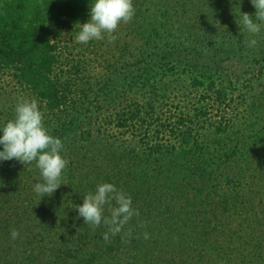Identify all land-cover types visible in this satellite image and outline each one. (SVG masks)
<instances>
[{
  "label": "rangeland",
  "instance_id": "rangeland-1",
  "mask_svg": "<svg viewBox=\"0 0 264 264\" xmlns=\"http://www.w3.org/2000/svg\"><path fill=\"white\" fill-rule=\"evenodd\" d=\"M133 6V19L120 24L112 34L116 37L114 41H110L105 33L104 39L81 44L76 42V35L65 34L57 75L64 84L73 83L78 87V91H74L76 104H72L66 113L51 115L44 109V104L16 79L7 74L0 76V126L13 118L15 105L20 98L36 99L44 114L45 127L51 135L62 140L64 148L61 155L68 161L62 173V184L51 196L43 197L33 190L35 184L42 182L35 162L23 164L27 173L24 172L18 178L32 186V190L30 195V192H25V196L17 201L18 207L13 214L5 212L11 211V208L0 206V228H7L0 233V264L29 263L24 243L34 236L39 238L34 240L32 247L47 249L46 254L49 256L52 251L50 248L54 246L51 239L63 230L68 232L69 221L78 212L75 206L82 204L83 195L94 192L98 183H112L130 197L129 193H135L139 181L135 182L136 176L128 173L132 163L126 159L127 151L130 150L131 154L133 149H137L142 154L145 147L140 145L134 135L123 133L117 127L116 116L131 103L144 105L145 110L152 113L151 105L148 104L151 103L155 116L162 115L163 118L178 115L180 110L193 113L194 105L199 101L196 97L202 90L194 88V77L187 72L190 69L185 66L187 63L179 62L180 59L186 60V57L192 58L193 64L198 63L202 69L205 68L208 74H213L218 85L226 88L237 101L234 104L237 111L229 109L222 113L217 106L211 105V113L206 117L208 123L205 128L198 129L200 134H196L205 140L209 145L207 150L211 151L206 155L209 158L206 166L211 170L217 169V164L227 168L224 181L219 174H215L219 179L213 181L212 185L222 180L219 181L220 187L209 184L207 190L210 189L214 195L218 192L221 197L241 180L238 186L248 183L247 198L263 204L260 227L264 228V139H250L242 128L245 121L249 124L256 121L247 110L255 95L251 90L256 89L255 93L258 94L264 89L262 76L258 77L259 70L264 67V60L261 63L255 61L264 59V22L256 21L262 25L260 34L255 37L258 41L256 47L247 46L251 34L242 24L239 26L236 23L241 18L240 12L249 13L255 20L254 5L251 0H133ZM223 27L241 29L245 34L236 39L234 44L222 45L223 49H220V45L209 46L206 33H218V28L220 31ZM169 52L174 53L170 55ZM251 79L254 83H250ZM205 82L208 84L209 80ZM85 97L93 103L84 100ZM242 98L248 100L244 102ZM222 117H227V120L232 118V132L222 133L210 125L218 124ZM256 125L263 136L264 120L258 121ZM153 134L156 135L154 128L150 138L152 141L164 145L175 142L171 137L157 139ZM73 146L78 147L75 151L82 153L81 158L73 156L69 159L67 149L71 147L72 150L75 148ZM219 147L225 151L238 147V153L230 159L224 155L220 158L218 155L223 151ZM0 148L3 146L0 145ZM96 151L101 155L93 157ZM142 162L145 167L149 164L146 159ZM18 164L20 166L22 163ZM229 173L235 179L230 183L227 178ZM16 181H5L6 185L0 186V193L7 194V187H12L19 180ZM28 185L23 184L25 188ZM54 201L57 203L54 204ZM5 218L13 220L12 223H3L1 220ZM13 229L21 232L16 241H11L9 237ZM29 231L33 232V236ZM258 241L264 244V234L259 235ZM82 244L84 240L80 241L79 246L76 244L77 248L71 245V249L76 252ZM59 254H55L54 261L49 259L55 262L56 258H60L57 257ZM11 256L14 258L11 259ZM49 262L44 254H40L36 264Z\"/></svg>",
  "mask_w": 264,
  "mask_h": 264
},
{
  "label": "trees",
  "instance_id": "trees-1",
  "mask_svg": "<svg viewBox=\"0 0 264 264\" xmlns=\"http://www.w3.org/2000/svg\"><path fill=\"white\" fill-rule=\"evenodd\" d=\"M93 2L0 0V76L7 74L16 79L44 104V109L51 115H62L69 111L72 104H76L74 91H78V87L73 83L64 84L57 75L60 49L65 34L77 35L81 30L80 24L90 18ZM229 28L223 27L220 31L218 28V33H206L207 44L220 45L223 49L222 45L234 44L245 34L241 29ZM173 53L169 52L170 55ZM263 60L255 61L261 63ZM179 62L187 63L185 66L190 68L187 72L194 77V88L202 90L196 97L199 101L194 105L193 113L180 110L178 115L163 118L162 115L155 116L151 103L148 104L152 113H148L144 105L131 103L116 116L117 127L123 133L134 135L145 147L142 154L141 150L133 149L131 154L128 150L126 156L133 165L128 168V173L136 176L135 182L139 181L135 193H129L134 198L132 206L139 215L134 216L120 233H109V239L105 241L103 234L108 232V227L103 223L99 227L84 223L77 212L69 221L68 232L63 230L51 239L54 246L50 248L49 256L47 249L32 247L34 240L39 238L34 236L24 243L29 263L16 261L18 264H36L40 254H44L50 264H264V244L257 242L259 235L264 234V228L260 227L263 204L247 198L248 183L238 186L242 180L221 197L218 192L214 195L210 189L207 190L209 184L220 187V182L226 179L227 168L221 167L222 164H217V169L213 170L206 166L209 162L206 155L211 151L207 150L209 145L205 140L196 136L200 134L198 129L205 128L208 123L206 117L211 113V105L217 106L222 113L229 109L237 111L234 108L237 101L226 88L218 85L213 74H208L198 63L193 64L192 58L186 57ZM259 76L264 82V67L259 70ZM206 80H209L208 84ZM251 91L255 95L247 110L256 121L251 124L245 121L242 128L250 139L263 140L264 135L257 130L256 124L264 120V89L258 94L256 89ZM83 99L89 100L88 97ZM247 100L245 98L244 102ZM89 101L93 103L91 99ZM231 119L222 117L218 124L210 125L222 133L232 132ZM153 128L157 139L171 137L175 142L164 145L150 140ZM73 147L72 150L71 147L67 149L69 159L73 156L81 158L82 153L75 151L78 147ZM237 148L225 151L219 147L223 152L218 157L224 155L230 159L237 155ZM98 152L93 157L101 155ZM145 159L149 163L146 167L142 166ZM18 163L15 159L0 161V181L3 183L0 186L6 185L5 181L10 179L19 180L12 187H7V194L0 193V206L11 208L9 212L5 211L10 215L15 211L17 201L25 196L24 193L30 192V195L32 190V186L18 178L27 173L24 165L18 166ZM211 166L214 167L213 164ZM215 174H219L222 180L212 185L219 179ZM230 174L227 176L229 183L235 180ZM8 177L11 178L6 180ZM104 215H109L107 210ZM1 221L12 223L13 220L5 218ZM6 229L1 227L0 233ZM145 232L149 234L148 239L144 238ZM29 234L33 236L32 231ZM82 240L84 245L76 252L71 249V245L79 246ZM57 252L60 258L52 262Z\"/></svg>",
  "mask_w": 264,
  "mask_h": 264
},
{
  "label": "clouds",
  "instance_id": "clouds-1",
  "mask_svg": "<svg viewBox=\"0 0 264 264\" xmlns=\"http://www.w3.org/2000/svg\"><path fill=\"white\" fill-rule=\"evenodd\" d=\"M256 11L253 16L247 12H240L241 24L251 34L247 46L256 47L255 39L261 32L264 22V0H251ZM135 8L133 0H94L90 5V18L80 24L81 30L76 35L77 43L87 44L91 40L104 39L108 34L110 41L115 40L112 35L120 24L129 23L133 19ZM0 161L15 159L22 164H32L39 169L42 182L34 185V192L40 197L51 196L62 184V173L68 161L61 155L64 148L62 140L54 137L44 125V114L40 110L36 99L20 98L15 105L14 116L0 126ZM78 215L84 223L99 227L102 223L108 226V232L103 239H109V233L116 235L139 212L132 206V198L124 191L109 182L98 183L95 191L83 195V203L75 206ZM105 210L109 215L105 216ZM143 226V225H141ZM17 229L11 231L13 240L19 237ZM148 239L149 234L144 233Z\"/></svg>",
  "mask_w": 264,
  "mask_h": 264
}]
</instances>
